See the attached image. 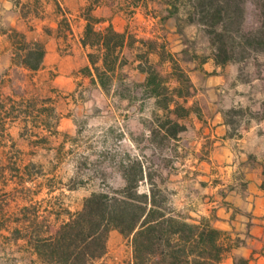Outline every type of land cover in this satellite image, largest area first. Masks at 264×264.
Instances as JSON below:
<instances>
[{
	"label": "rangeland",
	"instance_id": "rangeland-1",
	"mask_svg": "<svg viewBox=\"0 0 264 264\" xmlns=\"http://www.w3.org/2000/svg\"><path fill=\"white\" fill-rule=\"evenodd\" d=\"M252 7L246 6L245 31L257 25ZM46 8L20 6L30 15L25 32L5 25L11 63L0 69V264H34L30 234L66 221L92 191L122 186L124 168L135 159L173 208L203 214L214 206L206 198L215 186L218 194L231 187L224 168L209 163L217 145L203 129L216 128L220 116L228 135H237L264 117V50L240 48L223 65L226 87H208L220 71L206 35L184 17L181 26L167 17L166 0H77L58 19ZM85 18L96 30L111 24L125 36L114 72L102 77L105 86L87 57L97 49L81 44ZM12 30L43 43L47 59L37 71L16 65ZM174 87L189 92L177 98L189 113L178 119L185 128L172 138L160 123L162 98ZM256 105L259 110L251 109ZM147 188L144 179L139 190ZM131 262V238L110 231L106 253L94 264Z\"/></svg>",
	"mask_w": 264,
	"mask_h": 264
},
{
	"label": "trees",
	"instance_id": "trees-1",
	"mask_svg": "<svg viewBox=\"0 0 264 264\" xmlns=\"http://www.w3.org/2000/svg\"><path fill=\"white\" fill-rule=\"evenodd\" d=\"M166 2L167 17H174L178 26L184 17L187 25L196 24L202 28L216 65L235 61L240 48L243 51L264 50V0ZM247 5L253 6L257 25L245 31L242 28ZM85 19L81 44L97 49L96 54L89 52L87 57L105 86L102 77L114 72L125 36L111 24L96 30L91 20ZM10 39L18 58L16 65L27 71H37L45 55L43 43L28 40L17 30H12ZM144 71L151 76L149 70ZM179 77L184 81L182 74ZM152 92L158 96L161 94L156 86ZM188 93L174 87L168 96L162 98L166 114L160 128L165 129L166 136L175 138L184 130L185 126L178 119L187 116L189 109L177 98L185 99ZM123 178L124 184L120 187L92 191L84 199L81 209L66 221L43 233L30 234L27 246L30 253L36 255L32 263L94 264L106 253L108 235L112 230L131 238V264H219L228 253L243 244L244 239L215 225V206L209 208L207 214L197 216L173 208L168 195L152 181L139 160H133L124 168ZM144 179L148 181V188L140 191L139 185ZM261 187L264 189V179ZM224 194L221 191L217 196V202L223 205L226 203ZM232 259V264H248V258L237 253Z\"/></svg>",
	"mask_w": 264,
	"mask_h": 264
},
{
	"label": "crops",
	"instance_id": "crops-1",
	"mask_svg": "<svg viewBox=\"0 0 264 264\" xmlns=\"http://www.w3.org/2000/svg\"><path fill=\"white\" fill-rule=\"evenodd\" d=\"M76 1L0 0V69L10 66L11 63L8 39L11 27L22 32L26 31V22L30 15L22 13L21 5L46 4L47 8L44 12L51 17L55 15L58 19L62 17L64 7H70ZM64 16L73 17L72 14L67 15L65 11ZM50 25L56 27L57 23H50ZM46 59L44 55L42 63H45ZM222 69L223 66H216V70L220 72L214 80H208V87L212 85L226 87L227 78ZM251 109L259 110V106L256 105ZM215 120L220 125H216V128L203 129L204 134L208 135L206 138L209 136L215 138L214 144L217 145L216 152L209 157V163L224 168L226 174L223 177L228 179L231 187L224 189L223 200L226 202L224 205L217 203L218 185L214 188L213 196L206 199L212 200L209 201V205L215 206V225L244 239L243 244L228 253L219 264H232L234 253L248 258V264H264V189L261 187L264 162L261 156L264 153V117L259 121H251L247 128L231 136L228 135V128H222L224 127L222 118L216 116ZM208 212L206 208L203 214Z\"/></svg>",
	"mask_w": 264,
	"mask_h": 264
},
{
	"label": "water",
	"instance_id": "water-1",
	"mask_svg": "<svg viewBox=\"0 0 264 264\" xmlns=\"http://www.w3.org/2000/svg\"><path fill=\"white\" fill-rule=\"evenodd\" d=\"M134 109H135V108L131 106V107L129 108L128 111L131 112V111L134 110Z\"/></svg>",
	"mask_w": 264,
	"mask_h": 264
}]
</instances>
